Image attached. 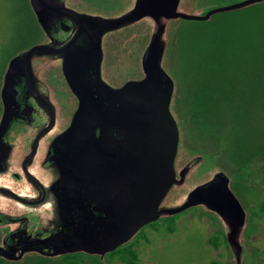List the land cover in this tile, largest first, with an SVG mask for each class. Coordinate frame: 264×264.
I'll list each match as a JSON object with an SVG mask.
<instances>
[{"label":"rangeland","instance_id":"rangeland-1","mask_svg":"<svg viewBox=\"0 0 264 264\" xmlns=\"http://www.w3.org/2000/svg\"><path fill=\"white\" fill-rule=\"evenodd\" d=\"M61 1L79 12L103 17L123 14L135 3V0ZM241 1L181 0L179 10L203 15L213 8ZM26 2L0 0V44L11 38L12 32L23 34L16 36L15 44L29 40L30 37L24 36L27 25L32 29L31 44L41 40V30L32 13H27ZM250 7L256 9L239 13L237 19L225 25L224 42L215 36L213 25L204 27L209 32L206 35L204 28L180 21L166 22L162 36L165 50L161 67L174 83L170 112L179 131L175 170L179 174L184 167L189 171L184 184L169 192L162 208L179 207L197 185L223 173L232 183L231 189L236 188L233 193L247 217L244 229L236 236L237 245L230 249L229 240L224 237V224L214 213L201 207L190 208L144 226L126 247L101 260L77 256L80 264H235L238 247L242 264H264V60L258 54L259 48L264 49V2ZM216 19L217 15L207 22ZM154 30V22L146 18L128 27L126 34L114 38L107 63L109 67H113V62L122 66L121 81L143 78L142 53ZM117 44L130 45V54L124 60L117 61L114 53ZM218 47L220 60H216ZM44 220L29 222L32 226L37 224L33 233L41 231L39 227ZM0 264L10 263L0 260ZM14 264H65V261L28 255Z\"/></svg>","mask_w":264,"mask_h":264},{"label":"water","instance_id":"water-1","mask_svg":"<svg viewBox=\"0 0 264 264\" xmlns=\"http://www.w3.org/2000/svg\"><path fill=\"white\" fill-rule=\"evenodd\" d=\"M180 2L181 0H136L134 7L128 12L117 18L104 19L79 14L65 7L64 3L51 7L42 0H30L37 21L45 31L48 29L49 15H70L81 24L86 21L91 24L94 22L99 36L145 18L151 19L155 25L142 63L144 77L139 81H130L119 89H112L101 80L100 53L92 62L94 78H86L81 59L75 60L68 52L65 53L76 38L65 50L57 51L59 54L65 53V78L79 101L71 128L76 147L71 151L68 168H65L63 176L82 182L87 200L98 197L97 201L103 207L102 213L106 216L103 218L106 228L102 239L95 238L91 230L88 234H78L70 238L72 248L63 250V254L84 251L103 257L126 244L141 228L161 216L176 215L202 204L231 225L229 237H235L244 226L245 214L225 179L209 189H195L188 196V202L181 207L158 211L175 184L174 161L179 142L177 125L170 112L174 84L161 68L165 50L162 36L166 22H206L216 14L238 11L264 0H244L211 9L204 15L179 11ZM43 9L49 11L47 17L43 16ZM49 49L51 48L46 45L36 46L23 57L30 61L37 51ZM16 60L13 59L10 65ZM10 73L11 69L7 77ZM6 120L5 113L0 132L5 127ZM85 121H94V131L100 130L98 138L87 131V125L83 123ZM84 131L87 132L86 135H83ZM101 180H107L105 185H101ZM95 182L98 183L97 187ZM233 245L236 246L235 243ZM238 250L235 253L237 263L239 247ZM2 251L0 248L1 256L8 260L16 259Z\"/></svg>","mask_w":264,"mask_h":264},{"label":"flooded vegetation","instance_id":"flooded-vegetation-1","mask_svg":"<svg viewBox=\"0 0 264 264\" xmlns=\"http://www.w3.org/2000/svg\"><path fill=\"white\" fill-rule=\"evenodd\" d=\"M27 1L26 11L37 21ZM42 1L51 7L62 3L61 0ZM42 14L47 17L50 13L43 9ZM48 24L46 31L38 25L41 40L33 44L32 29L28 25L24 36L30 37L29 40L15 44L16 36L23 34L12 32L11 38L0 44V124L5 113L7 119L0 132V248L9 257L15 255L20 259L18 262L28 255L65 258L70 255L62 251L72 248L70 238L88 234L89 230L98 238L106 228L103 220L106 216L98 197L88 201L82 190L84 184L63 176L71 151L76 147L71 128L79 108V101L65 78V53L75 60L81 59L86 78L93 77L92 62L100 53L101 80L112 89L133 80L121 81L122 66L113 62V67H109L107 63L114 38L126 34L127 28L99 36L94 22L77 23L70 15H49ZM74 38L64 54L57 53L65 50ZM42 45L51 49L37 51L30 61L24 59L23 55L31 48ZM114 53L117 61L124 60L130 54V45L117 44ZM13 59L17 60L10 65ZM9 69L11 73L7 77ZM83 123L98 138L100 130L94 131V121ZM86 134L84 131L83 135ZM187 174L179 175L181 184ZM99 182L105 185L107 180ZM94 185L97 187L98 183ZM215 185L216 176L196 187L209 189ZM37 218L45 220L39 227L41 231L33 233L37 224L30 223L37 222ZM223 224L227 238L232 227L229 223Z\"/></svg>","mask_w":264,"mask_h":264},{"label":"trees","instance_id":"trees-1","mask_svg":"<svg viewBox=\"0 0 264 264\" xmlns=\"http://www.w3.org/2000/svg\"><path fill=\"white\" fill-rule=\"evenodd\" d=\"M256 9V7H251V8H248V9H245V10H243V11H238V12H235V13H229V14H221V15H217V19L216 20H214V21H211V22H184L185 24H187V26H189V25H191V26H193V27H202V28H204V27H206V26H210V25H213L215 28H216V32H215V36L216 35H218L219 37H218V40L219 41H222V42H224V40H225V34H226V28H225V25L228 23H231L232 21H234L235 19H237L238 18V14L239 13H243V14H246V12L247 11H253V10H255ZM233 15H235L234 17H232ZM237 15V16H236ZM215 17V16H214ZM224 27V28H223ZM207 28H209V27H207ZM220 28H223V29H221L220 30ZM205 29V28H204ZM206 30V29H205ZM209 34V32L206 30V35H208ZM217 50H218V52H217V55H216V60H220V54H219V47L217 48ZM258 54H259V56L260 57H262L263 58V60H264V49L263 48H259V51H258ZM187 96V95H186ZM188 97H189V99H188V101H190L191 100V97L189 96V94H188ZM187 101V100H186ZM194 112V111H193ZM211 119H213V122H216V121H214V117L212 118L211 117ZM128 252H131V253H133L134 254V252L133 251H131V250H128ZM134 256H135V254H134ZM73 261H69L68 259H66L65 260V264H77V262L76 261H74V258H71ZM126 261V260H125ZM126 262H128V261H126Z\"/></svg>","mask_w":264,"mask_h":264}]
</instances>
